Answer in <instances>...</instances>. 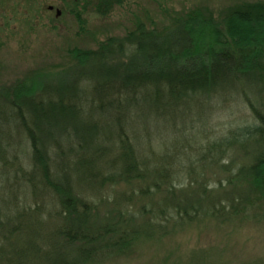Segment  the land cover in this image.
I'll return each mask as SVG.
<instances>
[{"label": "trees", "instance_id": "obj_1", "mask_svg": "<svg viewBox=\"0 0 264 264\" xmlns=\"http://www.w3.org/2000/svg\"><path fill=\"white\" fill-rule=\"evenodd\" d=\"M54 2L81 20L131 0H0V49L21 16L34 21ZM254 9L221 21L189 13L164 32L141 26L81 52L61 80L0 91V264L3 242L36 264L31 245L16 244L35 231L31 214L37 224L57 220L48 242L60 258L51 264H94L170 229L264 208V9ZM194 113L210 115L199 138L185 129ZM216 116L229 118L224 131L211 126ZM158 123L192 137L160 156L150 148ZM246 149L248 166L236 161ZM202 151L180 164L181 153ZM3 210L16 216L5 221Z\"/></svg>", "mask_w": 264, "mask_h": 264}, {"label": "rangeland", "instance_id": "obj_2", "mask_svg": "<svg viewBox=\"0 0 264 264\" xmlns=\"http://www.w3.org/2000/svg\"><path fill=\"white\" fill-rule=\"evenodd\" d=\"M49 6L55 7L54 11L48 12L46 8ZM255 7L264 9V0H131L109 16L89 13L79 20L69 11H64L58 2L48 3L46 13L34 21L25 23V18L21 16V22L15 25L10 38L0 49V91L16 84L35 88L44 82L61 80L81 52L96 50L112 38H124L141 26L164 32L189 13H198L206 20L221 21L235 10L251 12L255 11ZM244 112L246 122H251V111L246 109ZM194 114L193 124L185 125V129L199 138L200 133L210 131V115ZM212 120L211 126L221 131L227 126L229 118L216 116ZM173 131L172 125L156 124L150 148L153 151L162 149L160 156L175 155V151L188 143L192 136ZM153 146H156L155 150ZM241 152L236 161L248 166V160L242 159L254 151L246 149ZM203 153H181L180 164L186 167ZM225 161L228 159H223ZM205 167L207 177H212V168L208 165ZM219 171L222 173L219 174L221 179L228 175L225 170ZM211 180V187H216L217 182L213 178ZM7 213L5 221L16 216V212L12 215ZM35 218V215H29L30 222L35 223V231L29 235L21 232L22 239H17L19 243L16 244L24 249L31 245L33 250L28 259L36 264L56 263L60 257L50 255L53 252L48 240L52 237L49 234L53 232L57 220H39L37 224ZM169 232L163 238L139 241L119 254L102 255L94 264H264V208L259 202L247 206L242 214L230 221L205 219L170 229ZM2 245L5 249L2 255L4 259L12 257L16 264H25L20 261L22 255L19 257L10 245L5 242ZM33 245H38L44 254H37L38 250L35 251ZM3 258L2 261L7 264Z\"/></svg>", "mask_w": 264, "mask_h": 264}]
</instances>
